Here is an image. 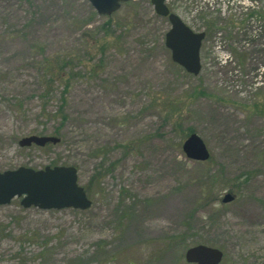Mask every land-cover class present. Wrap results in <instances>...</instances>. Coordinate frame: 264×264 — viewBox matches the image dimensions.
I'll list each match as a JSON object with an SVG mask.
<instances>
[{"label": "rangeland", "instance_id": "obj_1", "mask_svg": "<svg viewBox=\"0 0 264 264\" xmlns=\"http://www.w3.org/2000/svg\"><path fill=\"white\" fill-rule=\"evenodd\" d=\"M165 4L205 34L197 76L171 61L150 0L111 16L0 0V173L74 167L92 203L0 206V264H188L198 245L264 264V0ZM189 132L206 162L183 153ZM30 136L59 142L19 147Z\"/></svg>", "mask_w": 264, "mask_h": 264}, {"label": "water", "instance_id": "obj_2", "mask_svg": "<svg viewBox=\"0 0 264 264\" xmlns=\"http://www.w3.org/2000/svg\"><path fill=\"white\" fill-rule=\"evenodd\" d=\"M134 0H88L99 16H111L122 4ZM167 0H150L155 14L166 18L169 30L164 36V46L170 52L171 61L187 74L197 76L200 72V48L204 33H194L166 6ZM55 137L30 136L19 142V147H44L57 144ZM182 151L186 158L203 163L210 155L203 141L196 135H189L183 142ZM74 167H46L43 171L19 168L16 171L0 173V206L8 205L14 198H20L24 208L41 210L75 209L87 210L91 207L85 190L77 183ZM232 197L226 195L222 202L229 203ZM223 254L214 248L198 245L186 250L184 259L188 264H220Z\"/></svg>", "mask_w": 264, "mask_h": 264}, {"label": "trees", "instance_id": "obj_3", "mask_svg": "<svg viewBox=\"0 0 264 264\" xmlns=\"http://www.w3.org/2000/svg\"><path fill=\"white\" fill-rule=\"evenodd\" d=\"M47 67H49V71H50V67H51V65L50 64H48V66ZM51 73V72H50ZM59 74H60V72H59ZM189 134H191V132H189Z\"/></svg>", "mask_w": 264, "mask_h": 264}]
</instances>
